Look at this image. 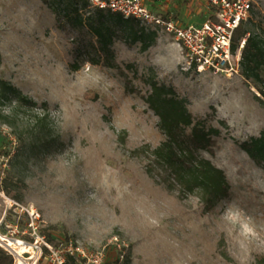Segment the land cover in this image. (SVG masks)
Masks as SVG:
<instances>
[{
    "label": "rangeland",
    "instance_id": "1",
    "mask_svg": "<svg viewBox=\"0 0 264 264\" xmlns=\"http://www.w3.org/2000/svg\"><path fill=\"white\" fill-rule=\"evenodd\" d=\"M51 1L62 13L44 0H0V76L37 103L0 104V150L11 154L0 168V246L14 264H57L52 249L70 240L92 259L99 255V264H258L264 170L237 141L264 129V97L241 73L185 70L176 39L143 21L139 28L151 36L147 48L114 28L112 61L122 73L106 64L92 29L112 19L99 23L90 4L65 16L67 0ZM161 7L186 25L211 13L207 0H163ZM244 26L264 37V0H255ZM129 69L142 75L134 82L143 90L157 79L188 98L195 114L211 113L217 125L226 121L214 153L202 152L224 169L231 186L213 212L203 211L197 195L180 196L156 182L147 172L148 154L135 152L158 145L162 134L142 93L128 88ZM42 108L47 145L36 121ZM6 197L39 211L47 244L33 246L26 217L5 213ZM3 238L24 239L33 248L21 258Z\"/></svg>",
    "mask_w": 264,
    "mask_h": 264
},
{
    "label": "trees",
    "instance_id": "2",
    "mask_svg": "<svg viewBox=\"0 0 264 264\" xmlns=\"http://www.w3.org/2000/svg\"><path fill=\"white\" fill-rule=\"evenodd\" d=\"M52 6L56 13H62L56 8L51 0H44ZM89 5L87 0H67L66 8L63 10L65 16L78 14L81 7ZM156 2L153 10L158 11ZM159 13L166 17L175 18L177 14ZM95 14L99 23L102 19H112L113 23L103 26L92 27L99 42V51L102 52L106 64L119 68L122 73L125 69L114 63L115 51L111 47L112 34L115 27H121V33L131 36L133 39L146 41L151 36L146 35L145 27L139 28L142 20L134 17H124L115 13L96 8ZM245 22V21H244ZM244 22L236 30L234 38V49L244 39L242 48L241 74L251 82L264 97V37L258 32H249ZM150 25V24H149ZM107 28V29H106ZM106 29V30H104ZM155 33V31H154ZM149 43L146 41L144 48ZM83 58L80 62H84ZM132 67V63H127ZM79 65H76V69ZM132 71L133 75L129 76ZM126 79L131 92L142 93L148 107L158 116L157 127L162 134V140L156 146H143L136 149L137 154L143 152L149 159L147 165L148 174L158 183L167 185L172 190H177L180 196L187 194L197 195L204 212H213L218 204L229 197L230 183L224 169L216 166L210 159L203 156V151L214 153L218 140L223 134V127L227 126L226 121L219 120L215 123V115L195 114L189 107L188 98L182 96L173 85H167L151 78L145 81L146 88L142 89L134 82V78L142 79L137 69L126 71ZM15 102L17 106L33 107L37 103L27 94L23 93L9 80L0 76V104ZM43 107H46L44 104ZM37 118L40 133L44 134L46 126V109L42 108ZM46 133V132H45ZM43 144L50 143L49 132L43 135ZM238 145L248 156L264 170V129L258 135H250L244 140L237 141ZM139 152V153H138ZM8 215L5 217V219ZM4 219V220H5ZM47 250V248H45ZM81 264L80 257L68 254L64 264ZM0 264H14L13 255L0 246ZM258 264H264V257L258 259Z\"/></svg>",
    "mask_w": 264,
    "mask_h": 264
},
{
    "label": "built area",
    "instance_id": "3",
    "mask_svg": "<svg viewBox=\"0 0 264 264\" xmlns=\"http://www.w3.org/2000/svg\"><path fill=\"white\" fill-rule=\"evenodd\" d=\"M87 1L96 8L117 12L126 18L140 19L172 35L181 48L183 67L187 71H208L224 76L241 73L240 62L245 40L243 39L240 45L234 49V38L239 26L250 17L255 0H209L211 13L208 18L201 23L190 25H186L176 18L166 17L149 7V2L154 4L158 0ZM13 143L17 144L16 137H13ZM10 156L8 151L0 150V168L2 170L8 166ZM6 199L5 213L9 209H14L16 213L26 217V227L31 230V235L36 239L33 246L38 248V242H45V236L39 233L41 220L39 211L25 207L14 199L7 197ZM14 240L31 245L24 239L14 238ZM68 254L80 257L81 264L91 261L97 264L100 262L99 255L92 259L80 245L72 240L63 243L57 249H52L50 255L57 264H64Z\"/></svg>",
    "mask_w": 264,
    "mask_h": 264
},
{
    "label": "bare ground",
    "instance_id": "4",
    "mask_svg": "<svg viewBox=\"0 0 264 264\" xmlns=\"http://www.w3.org/2000/svg\"><path fill=\"white\" fill-rule=\"evenodd\" d=\"M4 241H8V245H10L11 247H14V249L17 251V254L23 258L24 255L23 253H25L26 251L30 250L31 248H33L32 246H30L29 244L23 243V242H17V240H11V239H7V238H3Z\"/></svg>",
    "mask_w": 264,
    "mask_h": 264
},
{
    "label": "crops",
    "instance_id": "5",
    "mask_svg": "<svg viewBox=\"0 0 264 264\" xmlns=\"http://www.w3.org/2000/svg\"><path fill=\"white\" fill-rule=\"evenodd\" d=\"M162 1L163 0H158V1H156V5L158 6L157 7V9H158V11H160V12H164V13H169L170 15H175V13H170L169 11H164V10H168V8L167 7H165L164 8V10H163V8L161 7V5H162ZM209 3V0H207V4ZM208 6H209V4H208ZM210 8V7H209ZM177 14V13H176ZM177 20H179V21H182L183 22V19L181 18V16L180 15H177L176 17H175ZM197 23H201V22H197ZM177 45H178V47H179V49H180V51H181V48H180V46H179V44L177 43ZM181 53H182V51H181Z\"/></svg>",
    "mask_w": 264,
    "mask_h": 264
}]
</instances>
